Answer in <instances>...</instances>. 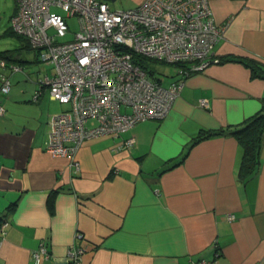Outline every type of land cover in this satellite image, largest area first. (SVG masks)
Segmentation results:
<instances>
[{
    "label": "crops",
    "instance_id": "1",
    "mask_svg": "<svg viewBox=\"0 0 264 264\" xmlns=\"http://www.w3.org/2000/svg\"><path fill=\"white\" fill-rule=\"evenodd\" d=\"M208 1L225 25L212 49L219 62L188 75L163 118L86 139L77 171L45 149L56 101L38 79L49 69L6 28L14 42L0 50V75L10 81L0 92V218L8 221L0 264H35L42 242L49 256L39 264H66L76 232L86 239L83 264H192L215 253L216 264H264V139L246 181L237 177L242 148L232 135L187 150L200 132L239 126L264 105V78L233 60L264 63V0ZM128 137L134 145L121 147Z\"/></svg>",
    "mask_w": 264,
    "mask_h": 264
},
{
    "label": "built area",
    "instance_id": "2",
    "mask_svg": "<svg viewBox=\"0 0 264 264\" xmlns=\"http://www.w3.org/2000/svg\"><path fill=\"white\" fill-rule=\"evenodd\" d=\"M69 18L76 19L77 30L63 39L70 32ZM224 27L215 22L208 0H142L125 9L112 8L108 0H15L10 29L49 69L39 85L65 106L50 116L46 151L70 159L77 171V152L86 139L116 137L140 121L163 118L186 77L219 62L212 49ZM134 55L171 64L174 72L170 78L151 77L134 62ZM19 70L11 64V71ZM9 89V78L1 74L0 92ZM200 105L208 106L207 100L201 99ZM134 143L128 137L120 146ZM7 225L1 217L0 237ZM85 243L84 235L76 232L66 264H83ZM218 255L192 264H216ZM48 256L45 242L31 253L35 264Z\"/></svg>",
    "mask_w": 264,
    "mask_h": 264
},
{
    "label": "trees",
    "instance_id": "3",
    "mask_svg": "<svg viewBox=\"0 0 264 264\" xmlns=\"http://www.w3.org/2000/svg\"><path fill=\"white\" fill-rule=\"evenodd\" d=\"M5 51H1L0 55H3ZM233 60L243 62L245 65H247L251 69L253 76L264 78V63L249 58H236ZM149 61L152 60L142 56L134 55V62L146 69L151 77H157L154 76L153 72L149 70ZM223 132L235 137L238 144L242 148V156L238 166L237 177L242 181H246L257 172L260 164L261 145L262 139H264V105H262L260 110L248 117L239 126L200 132L193 138L187 150L196 142L211 135L221 134ZM187 150L184 152L181 159L185 157Z\"/></svg>",
    "mask_w": 264,
    "mask_h": 264
},
{
    "label": "rangeland",
    "instance_id": "4",
    "mask_svg": "<svg viewBox=\"0 0 264 264\" xmlns=\"http://www.w3.org/2000/svg\"><path fill=\"white\" fill-rule=\"evenodd\" d=\"M110 6L112 8L117 9H125L128 7H131L129 0H115V1H109ZM14 0H0V50L2 48H5V46L11 45L14 41V38L12 36L4 35V31L8 26H10V17L14 13ZM62 13V11L52 8V11H55ZM13 12V13H12ZM68 22L70 24L69 33L63 38V39H69L72 37V33L77 30V24L75 18H69ZM148 68L150 71L153 72L154 76H165V78H170L171 74L174 72V66L168 63L164 62H156V61H149L148 62ZM55 101V100H54ZM55 103V112H59L65 108V106L62 104H58V102ZM93 121H89V125L92 124Z\"/></svg>",
    "mask_w": 264,
    "mask_h": 264
},
{
    "label": "water",
    "instance_id": "5",
    "mask_svg": "<svg viewBox=\"0 0 264 264\" xmlns=\"http://www.w3.org/2000/svg\"><path fill=\"white\" fill-rule=\"evenodd\" d=\"M108 1H115V0H108Z\"/></svg>",
    "mask_w": 264,
    "mask_h": 264
}]
</instances>
